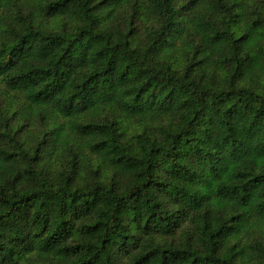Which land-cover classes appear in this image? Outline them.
<instances>
[{
  "label": "trees",
  "instance_id": "1",
  "mask_svg": "<svg viewBox=\"0 0 264 264\" xmlns=\"http://www.w3.org/2000/svg\"><path fill=\"white\" fill-rule=\"evenodd\" d=\"M0 264H264V0H0Z\"/></svg>",
  "mask_w": 264,
  "mask_h": 264
}]
</instances>
